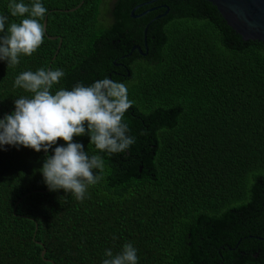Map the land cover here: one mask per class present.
Here are the masks:
<instances>
[{
    "label": "trees",
    "instance_id": "obj_1",
    "mask_svg": "<svg viewBox=\"0 0 264 264\" xmlns=\"http://www.w3.org/2000/svg\"><path fill=\"white\" fill-rule=\"evenodd\" d=\"M151 1L118 0L106 28V0H43L42 45L15 67L0 62V118L31 96L13 86L19 73L62 68L53 92L105 77L127 84L135 137L111 155L74 137L103 161L83 201L47 188L43 151L5 146L0 264H101L128 242L139 264H264V42L244 41L205 0ZM109 32L143 50L125 60L123 81L109 74L131 45L122 38L115 51Z\"/></svg>",
    "mask_w": 264,
    "mask_h": 264
},
{
    "label": "clouds",
    "instance_id": "obj_2",
    "mask_svg": "<svg viewBox=\"0 0 264 264\" xmlns=\"http://www.w3.org/2000/svg\"><path fill=\"white\" fill-rule=\"evenodd\" d=\"M7 7L6 14L0 13V62L15 67L22 56H31L42 45L41 21L48 9L43 0H8ZM10 17L19 22H10ZM64 76L62 68L43 67L16 76L13 86L31 96L14 100V111L0 118V151L5 146L43 151L40 173L47 188L83 201L88 188L102 181L103 161L74 137L88 136L98 153L125 152L135 143L124 122L134 101L129 99L127 84L108 77L53 92ZM101 264H139L138 249L131 242L116 253L107 248Z\"/></svg>",
    "mask_w": 264,
    "mask_h": 264
},
{
    "label": "water",
    "instance_id": "obj_3",
    "mask_svg": "<svg viewBox=\"0 0 264 264\" xmlns=\"http://www.w3.org/2000/svg\"><path fill=\"white\" fill-rule=\"evenodd\" d=\"M158 0L148 2L146 5L152 4ZM217 8L227 25L231 27L244 41H259L264 42V0H205ZM82 5V4H81ZM81 5L78 7L80 8ZM70 10L71 12L77 10ZM169 10L163 15L158 16L155 20L161 19L168 15ZM146 13H143L144 16ZM47 30V18L44 22V32ZM147 32L145 31V45L147 47ZM51 40H56L57 37H50ZM62 46L60 41L59 49ZM57 51L54 59H56ZM46 251H43L44 257Z\"/></svg>",
    "mask_w": 264,
    "mask_h": 264
},
{
    "label": "flooded vegetation",
    "instance_id": "obj_4",
    "mask_svg": "<svg viewBox=\"0 0 264 264\" xmlns=\"http://www.w3.org/2000/svg\"><path fill=\"white\" fill-rule=\"evenodd\" d=\"M108 5L110 4L111 5V12H105L104 13V19H108L106 22L105 20L103 19L102 17V20L105 25L106 28H108L114 21H115V6H114V3L117 2L118 0H106ZM112 36V37H111ZM125 36V35H124ZM124 38V46L127 45H131V52L129 53L128 56L126 57H121V58H117L116 60L113 61V69H109L112 71L113 74H109L111 78H113V76H115L116 78L120 79L121 81H123V79H127L129 78L128 76V73L127 71H129L128 69L126 70V67L124 65V62L125 60L128 59L130 60V62L132 63L133 60H137L136 57H142V54H143V50H142V47L136 43L135 40H130V38H127L126 36L123 37L121 34H118L116 35V33H111L109 32L106 37H105V40L109 41L111 39H113V44L116 45V47L114 48L115 51L117 50H121V45L122 44V41ZM127 40V41H126ZM123 46V47H124ZM129 74L131 76V72L129 71Z\"/></svg>",
    "mask_w": 264,
    "mask_h": 264
}]
</instances>
